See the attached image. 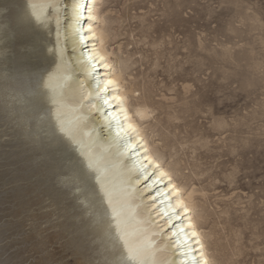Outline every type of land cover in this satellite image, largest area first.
I'll return each instance as SVG.
<instances>
[{
	"label": "bare ground",
	"instance_id": "bare-ground-1",
	"mask_svg": "<svg viewBox=\"0 0 264 264\" xmlns=\"http://www.w3.org/2000/svg\"><path fill=\"white\" fill-rule=\"evenodd\" d=\"M106 1L0 0V179L7 178L9 195H69L62 196L67 203L57 199L65 205L63 223L55 221L61 234L71 235L64 245L76 247V264H193L201 254L208 264H239L227 245L212 239L213 231L203 230L205 194L184 173L173 153L176 140L165 132L176 118L165 112L167 120L157 121L156 109L165 103L138 88L130 56L118 43L121 16ZM85 5L92 6L91 20ZM90 56H103L111 67ZM107 79L116 90L97 96V82ZM142 167L155 175L145 180ZM161 171L173 180L158 179ZM171 183L182 189L179 200L169 195ZM180 227L196 231L188 240L196 252L170 246L173 231L184 239ZM125 241L135 260L127 259Z\"/></svg>",
	"mask_w": 264,
	"mask_h": 264
},
{
	"label": "rangeland",
	"instance_id": "rangeland-1",
	"mask_svg": "<svg viewBox=\"0 0 264 264\" xmlns=\"http://www.w3.org/2000/svg\"><path fill=\"white\" fill-rule=\"evenodd\" d=\"M105 7L121 16L118 43L138 88L165 103L157 121L165 112L176 118L165 132L205 194L203 230L239 264H264V0H107ZM6 180L0 264H76V247L64 245L71 235L60 228L69 195H34L32 203L9 195Z\"/></svg>",
	"mask_w": 264,
	"mask_h": 264
},
{
	"label": "snow or ice",
	"instance_id": "snow-or-ice-1",
	"mask_svg": "<svg viewBox=\"0 0 264 264\" xmlns=\"http://www.w3.org/2000/svg\"><path fill=\"white\" fill-rule=\"evenodd\" d=\"M91 4L94 5L95 4V0H91ZM77 7H81L79 5H77ZM83 7H87V10L88 12L90 13V15L88 16V19L91 20L93 19V17L91 16V12H92V6L90 5H85ZM81 15V13H77V17L79 18V16ZM89 31H91V26L89 27ZM81 39H86V37H81ZM89 60L90 61H96L97 63L100 64L101 67L105 68V69H108L111 67V65L109 63H107L105 60H104V57L103 56H90L89 57ZM116 90V82H114L112 79H107L103 82L101 81H98L97 82V90H96V95L99 96L102 92L106 93L108 92L109 90ZM137 95H139V93H137ZM112 100H121V97L119 95H114L111 97ZM104 102L105 104H107L109 102V98L108 97H104ZM139 115V114H138ZM129 128L135 132L136 129L133 127V125L131 123H129ZM126 146L128 149H131L133 151L136 150V147L137 145H134L132 141H126ZM142 147V146H140ZM145 152H148V149L145 148L144 149ZM145 159H148V157H145ZM149 164L154 167V168H157L159 169L160 168V165L155 162L154 160L152 159H149ZM141 172L144 174V179L145 180H148L149 177L151 175H155V173H148L146 171V168L142 167L141 168ZM164 176H167L169 181L171 182L173 180V177L170 173L168 172H164V171H161L160 174H159V178H162ZM153 184L156 183L155 180H153L152 182ZM149 187H151V185H149ZM171 188H172V191L171 193L169 194L170 196H175L177 197V199L179 200L180 197H181V193H182V189L180 187V185L178 183H171ZM157 195H163L162 193H160L159 191H157ZM153 199L155 200V197H153ZM185 212H187V208H185ZM165 215H167V213H165ZM176 219H179V214H176ZM173 218L172 217H169V221H171ZM189 219V225L188 227L189 228H192V224H191V220L190 218ZM173 228L177 227L175 224H172L171 225ZM180 232L183 233L184 235V239L181 240L180 239V236L178 235L177 232L173 231L171 233V235L173 237H177L175 243L173 244L171 241H170V246H174L177 250V252H181V250L183 249L184 245H187L189 250H191L192 252H196L197 250L196 249H193L192 248V245L188 244V240L192 239L193 237H196L197 236V233L196 231H191L190 234L188 232H185L184 231V228L183 227H180ZM165 235H167V233H165ZM120 239H123V237H121ZM194 243L195 244H200V241L198 239L194 240ZM113 246L115 248L118 249L119 247V241H114V244ZM125 247L127 248V251H128V257L127 259L128 260H135L136 259V252L134 251L133 248L129 247L128 244H127V241H125ZM105 264H109V262H105ZM172 264H176L175 261L172 262ZM180 264H187V261L186 260H181L180 261ZM193 264H208V261L206 259L203 258V255L201 254L200 258L197 259L195 257H193Z\"/></svg>",
	"mask_w": 264,
	"mask_h": 264
},
{
	"label": "built area",
	"instance_id": "built-area-1",
	"mask_svg": "<svg viewBox=\"0 0 264 264\" xmlns=\"http://www.w3.org/2000/svg\"><path fill=\"white\" fill-rule=\"evenodd\" d=\"M81 10H83V7H82V9Z\"/></svg>",
	"mask_w": 264,
	"mask_h": 264
}]
</instances>
